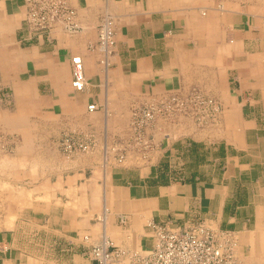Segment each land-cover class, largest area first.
<instances>
[{"label": "crops", "instance_id": "0c3cea01", "mask_svg": "<svg viewBox=\"0 0 264 264\" xmlns=\"http://www.w3.org/2000/svg\"><path fill=\"white\" fill-rule=\"evenodd\" d=\"M67 1L77 29L35 33L23 0H0V139L19 115L59 117L58 141H50L58 163L31 200L25 192L15 198L14 219L0 227V264H97L89 253L97 231L146 249L151 220L235 230L241 264H264V0ZM105 16L114 22L108 65L98 45ZM76 54L85 66L82 91L71 83ZM193 87L221 104L217 124L204 132L159 120L148 132L151 152L131 149L116 162L109 146L129 142L133 105ZM61 129L94 132L98 146L62 165ZM201 148L199 167L184 162L183 178H171L167 159L188 163Z\"/></svg>", "mask_w": 264, "mask_h": 264}, {"label": "built area", "instance_id": "2783aa9c", "mask_svg": "<svg viewBox=\"0 0 264 264\" xmlns=\"http://www.w3.org/2000/svg\"><path fill=\"white\" fill-rule=\"evenodd\" d=\"M25 21L31 32L49 31L58 25L69 31L77 29L76 10L67 0H23ZM98 45L105 53L104 64L108 65V55L114 46V22L110 16L103 17L99 24ZM84 60L80 54L72 57V86L82 91L86 86ZM96 108L89 105V110ZM222 112L219 101L193 87L187 93H171L161 97H149L135 104L132 109L133 144L135 150L145 153L153 149L151 126L162 118L174 121L176 115L193 116L199 126L217 122ZM174 119V120H173ZM172 123V122H171ZM98 143L94 132L65 134L60 140L64 152L69 156L74 152H88ZM122 147L113 148L116 160L122 161L126 152ZM106 207L100 220L105 219ZM125 223L127 216L121 215ZM147 226L153 235V245L146 249L117 245L104 232L90 248V255L97 264H240L238 251L239 234L235 230L214 228L206 222H198L182 229L173 228L156 221Z\"/></svg>", "mask_w": 264, "mask_h": 264}, {"label": "rangeland", "instance_id": "374dc122", "mask_svg": "<svg viewBox=\"0 0 264 264\" xmlns=\"http://www.w3.org/2000/svg\"><path fill=\"white\" fill-rule=\"evenodd\" d=\"M132 109L130 112V123L132 122L133 118ZM42 116L43 117H40L38 114L30 113L28 114V118H25L24 115H19L18 117H23V120L18 119L17 121H15L14 127L12 129H2L1 131L6 135V138L4 139L2 137V139H0L2 140V143H0V227L3 226L7 221H10L11 218H13L12 215L14 214H11V212L15 213V210L12 209L15 198L18 199L22 194H24L23 192H25V196L28 197L29 200H31V193L35 190L34 188H36V186L41 183L42 179L44 178L43 175L51 172L53 170V164L56 165L58 163V152L54 150V146L50 141L55 139L54 137L58 136V132L54 133V126L56 124L55 122H57L56 119H58L59 117L47 113ZM222 118L223 112H221L219 118L217 119V122H213L205 126H199L194 117L191 115H176V117L174 118L175 120L173 119L174 121L171 122L173 125L175 123H187L192 127L195 126L194 128H199L200 130H204V132H206V130H210L212 126L214 124H217L218 121H220ZM161 121L168 123V120H165V118H162ZM194 128L192 130H194ZM85 132L88 131H84V133ZM173 132L174 137L179 136V133H181L180 129L176 127H173ZM73 133L80 134L83 132L61 129L60 137L62 138L63 136H65V134ZM132 138L133 130L131 129V136L128 140L129 142H127V144L124 145L118 152H121V150H123L124 152L131 149L135 150L136 148L132 143ZM3 139L5 140L6 144ZM25 139L27 142H29V144L25 145L24 143H21ZM96 146H98V144L94 145L91 150H93ZM109 147L111 148L110 151L116 152L115 150L117 149V146ZM113 148L116 149L112 150ZM23 149L28 150L29 154L25 155V153H23ZM60 151V160L63 165V163H65L69 159V155L64 152L61 145ZM76 153L84 152H74V154ZM204 155L206 154L203 153V148H201L198 149V151L195 150L194 156L191 157L188 163L186 162V160L182 161L176 156L169 157L167 159V164L171 170V178H183V175L181 173L182 170L180 168L183 166L184 162L185 164H189V170H195L196 168H198L199 163H202L201 161L204 158ZM207 156H210V154H207ZM53 158L55 159V163L53 161ZM122 161L116 160L117 163H121ZM101 215L102 213L100 214V216ZM101 232V230L97 231V235L99 237H96L95 234L96 238L93 240V243H95L100 238ZM40 248L41 250H37L39 255L40 253H43V247ZM45 252L46 254L50 253L49 250H46Z\"/></svg>", "mask_w": 264, "mask_h": 264}, {"label": "bare ground", "instance_id": "6f19581e", "mask_svg": "<svg viewBox=\"0 0 264 264\" xmlns=\"http://www.w3.org/2000/svg\"><path fill=\"white\" fill-rule=\"evenodd\" d=\"M95 111V110H94ZM75 177V176H74ZM49 196V195H48ZM37 198V197H36ZM45 198V197H44ZM12 202V201H11ZM19 205H20V203H19ZM12 214V213H11ZM11 216V215H10ZM12 219V218H11ZM10 223V222H9Z\"/></svg>", "mask_w": 264, "mask_h": 264}]
</instances>
